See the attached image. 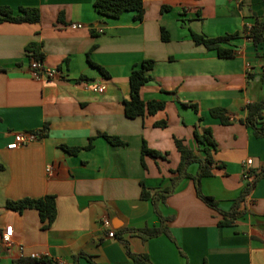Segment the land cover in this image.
Segmentation results:
<instances>
[{
	"label": "crops",
	"instance_id": "0c3cea01",
	"mask_svg": "<svg viewBox=\"0 0 264 264\" xmlns=\"http://www.w3.org/2000/svg\"><path fill=\"white\" fill-rule=\"evenodd\" d=\"M142 1L138 21L133 11L104 17L94 0H0V8L17 14L21 8L39 12L36 22H0V264L20 255L52 264H130L127 251L147 255L151 264H264V135L240 121L248 104L264 98L262 48L244 32L264 20V0ZM190 31L209 38L237 34L221 44L233 55L218 57L194 43ZM30 43L43 55V66L59 69L60 77H31ZM144 60L153 61V80L140 97L162 100L164 108L128 118V77ZM93 83L104 91H93ZM214 108L230 122L212 117ZM262 116L264 122V109ZM162 121L165 126L156 125ZM206 128L216 150L211 174L199 180L200 193L226 212L252 182L240 205L244 213L226 226L196 194L197 162L176 178L174 138L203 156L193 131ZM20 132L41 135L7 148ZM143 143L160 154L144 155V165ZM247 168L252 173L246 179ZM142 184L148 198L141 197ZM44 195L55 198V217L46 227L36 209L6 207L7 201ZM144 228L168 234L146 236Z\"/></svg>",
	"mask_w": 264,
	"mask_h": 264
},
{
	"label": "trees",
	"instance_id": "16d2710c",
	"mask_svg": "<svg viewBox=\"0 0 264 264\" xmlns=\"http://www.w3.org/2000/svg\"><path fill=\"white\" fill-rule=\"evenodd\" d=\"M93 6L98 12V14L107 18H118L124 11L135 12L136 20L140 21L143 17L144 7L142 0H94ZM39 20V12L36 8H21L20 12L14 13L13 10L7 7L0 8V22H36ZM244 32L250 38L252 44L257 47L262 48L261 58L263 61L264 75V20L256 22L249 28L244 27ZM94 35H98L96 32L92 31ZM237 34H230L222 37L209 38L203 34H197L190 31V36L194 43L203 45L207 50L215 51L216 55L221 58L231 57L233 55V49L225 48L221 44L228 43ZM161 39L167 40L168 33L164 28H161ZM26 49L32 52V56L35 59L42 60L43 55L39 52L38 47L34 43L27 45ZM153 66L152 60H144L140 64L132 67L128 82L130 87V97L124 102V114L128 118L144 117L145 115H152L155 112L162 110L164 108V101L162 100H149L144 101L140 97V89L147 82L153 80L149 71ZM105 74V72L102 71ZM195 108V107H194ZM264 109V98L250 103L246 107V116L243 120H240L247 126L252 127L254 133L257 136H263L264 122L262 120V111ZM210 115L214 118H218L221 124H228L230 119L225 115V111L221 108H214L210 110ZM158 126H165V122L156 123ZM36 136L41 135V133L34 132ZM109 143L115 145H125V142L120 140L118 137L109 136L107 134H100ZM193 136L198 144V148L203 152V156L199 155V151H194L186 147L182 140L174 138V143L177 151L180 154V161L175 169L177 172L176 178L187 176L186 167L192 163H198V171L192 177L195 182L196 194L197 196L209 207L216 209L220 214H222V219L218 221V225L226 226L232 223L233 219L240 217L244 213V209H241L240 205L244 202L246 197L249 195L252 182L248 180L237 199L234 200L232 207L229 211H222L217 208L216 202L213 198L204 196L199 191V180L203 176H208L211 174L209 166L212 164L213 159L211 156V151L216 150V144L212 139L210 129L206 128L199 132L194 129ZM68 151L74 153L78 148H66ZM160 156L159 152L150 150L146 147L145 143L141 147V162L143 164V156ZM250 171V175H251ZM262 173L255 174V177H259ZM175 179L172 180V187L175 184ZM168 192V191H167ZM149 194L142 184L141 197L148 198ZM53 195H44L40 198H29L24 197L18 200L7 201L6 207L8 209L21 212L26 208H33L38 211L40 220L45 222L43 225L46 227L55 217V200ZM163 228H144L140 230L146 236L158 235L163 231ZM165 231V230H164ZM167 234L168 232L165 231ZM128 256L131 259L130 264H151L149 258L145 254H134L127 251ZM11 264H52V261L46 257L35 258L31 256L20 255L14 258ZM90 264H95L90 260Z\"/></svg>",
	"mask_w": 264,
	"mask_h": 264
},
{
	"label": "built area",
	"instance_id": "2783aa9c",
	"mask_svg": "<svg viewBox=\"0 0 264 264\" xmlns=\"http://www.w3.org/2000/svg\"><path fill=\"white\" fill-rule=\"evenodd\" d=\"M235 2H241L242 0H234ZM81 24H73L72 27H81ZM29 71L32 78L35 79H55L61 76V71L56 68H46L43 66L42 62L38 59L32 58L29 63ZM91 88L93 91L102 93L104 91V86L101 84H95L93 83L91 85ZM37 139V136L34 132H20L15 134L14 141L7 145V148L14 149L19 146H23L31 141H34ZM251 164V159H247L245 161V165L249 166ZM49 171V168L46 169ZM243 178H250V169H244ZM4 234L3 239L5 241L9 240V237L12 232V226H6L4 228ZM107 235L109 237L114 236V233L112 231L108 232Z\"/></svg>",
	"mask_w": 264,
	"mask_h": 264
}]
</instances>
